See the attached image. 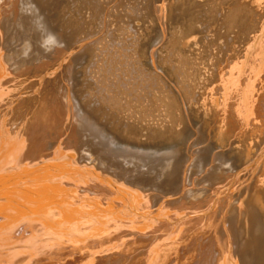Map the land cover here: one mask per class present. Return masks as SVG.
I'll use <instances>...</instances> for the list:
<instances>
[{"label":"rangeland","instance_id":"rangeland-1","mask_svg":"<svg viewBox=\"0 0 264 264\" xmlns=\"http://www.w3.org/2000/svg\"><path fill=\"white\" fill-rule=\"evenodd\" d=\"M34 1H36L37 6L39 5L38 7H40L41 10L40 13L44 16L48 28H50L51 31L57 33L62 38V40L65 43V46L63 50L61 51L56 50L55 52L51 53L52 55L49 54L50 57L48 56V58L51 59L52 57L57 56V59L55 60V62L53 61L51 64L45 66L44 63L49 59L45 55H42L43 52L40 51L39 47L34 48V46L37 45L36 42L39 40L38 39L39 35L32 30V26L30 24V18H28V16L24 17L25 21L23 22V25L24 26L28 25L26 28L24 27L25 30L23 31L24 33L21 32L16 26L19 23V21L22 22V20H20L22 16L19 15L20 7L18 5L20 4V1L0 0V33H1L0 34L1 35L0 36V92L5 91L4 94L5 97L3 96V98L0 99V106H1L0 121L4 120L3 127H5L6 130L8 129L6 132L8 133L10 132L9 134L13 138L17 137L18 132L24 133L25 131H27L26 134H28L32 130L33 132H31L30 134L34 133V135L38 136L37 142L42 146V149L43 147H46V145H50V144H52L50 149L56 148V146L59 147L61 145H62L61 147L65 148V146H67L65 144H69V148H68L69 150L65 153L67 156L66 155L64 156L67 157V159L65 158V160H63L64 162L67 160L66 161L67 163L66 162L63 163V161L62 163H58L55 165L54 163H51V165L53 164L57 168L48 164L50 167L47 165L49 168L47 169V171H49L50 173L45 172L43 177L41 176V173H39L40 175L37 174L38 178L40 176L42 179L41 180L39 178L41 180L40 181L41 183L43 181H45V183H48V181L50 180L49 184L51 185L52 183L51 181L53 180V186H50L49 188V185L48 184L45 185L43 184L44 183L43 182L42 183L43 188L40 185L39 189L40 188L44 189V187L46 188V186L48 185L47 187L52 190L48 189L49 192H47L46 191L47 189H44L43 191L40 189L41 191L38 190L37 192L38 194L36 197L40 198L41 194H44L46 196L44 199L46 201L48 200L47 201L48 203H50L51 200L52 203L54 202L57 204L59 202L58 207L60 208L63 204H66L65 206L70 208V206L72 207L73 205L74 206L78 205L76 203L77 202L80 203L81 200L80 198L84 196L86 197V194H88V198L84 197L86 199L85 201L89 203L90 200L93 198L94 200L92 199L93 202L91 200L90 204L95 203L93 205L94 208L100 211L101 209L103 210L105 209L102 204L106 206L111 203V201H109V198H111L112 200L121 203V205L118 206L119 211L121 212L116 217V220H118L117 221L118 224L123 228L126 227L135 228L144 231L147 230L165 231L167 227L170 226L169 224L175 225L177 223H180V226L186 225L185 229H188L190 227H198L201 229L204 228L206 224L207 225L212 224L216 226L219 231H222L224 219L226 217H229V213L231 209L235 206H239L243 204L248 205L250 209L253 210L254 213H256L258 222L260 224H264V212L261 211L254 203L252 190H251L252 185L257 184L259 188L262 187L263 191L261 192L264 194V172L260 173V171H258L259 170L258 166L261 163L260 160H262L261 155L263 156L264 154V140L260 144L261 145V148L259 149L260 152L257 153L254 146L256 139L255 137H253L257 135L256 134L257 132L254 129L252 130H245L244 128L241 129L243 126H239L238 124L234 123L233 121L234 119L232 120L230 119L233 118L232 117L234 116L233 114L227 115L223 113L222 106H220L221 96L219 97L218 91L216 89L217 85L219 84V81L215 82L212 79V74L214 73V71L219 69V67H223V66L225 67V65H227L226 67L228 69L229 67L231 68V66H234L235 64L243 65L244 70L242 75L243 77H247L252 72V66L250 64V60H252L255 57L254 55L255 50L249 51V49H251L254 45L253 42H251L250 45L246 47L244 46L245 48L243 46H240L238 48V51H240L239 59H241L244 55L245 56L244 60L241 59V61L238 60L234 65L232 64L229 65L227 64L229 63L228 62L229 60L227 61L225 59H227L229 51L231 50L232 52H234L235 49L233 50L232 48L229 51L227 50L228 51L227 56L225 57V59H222V61L221 59H217L216 56L215 59L213 60V56H211V49L209 48L210 46L207 43L208 36L205 34L204 31H202L201 29H197V32L194 31L190 32L188 27L184 26L185 20H183L182 23L180 22L179 24H175L174 26L171 25V21H170L166 33L168 34L169 37L171 33H174L173 36L176 37L175 41L177 42L176 47L177 48L180 47L181 50L178 51L183 55V60L185 62L184 68L187 70V72L191 74V78L188 80L187 84L189 86V91L191 92L190 94L193 93L192 96L194 98L191 96V99L192 98L194 99V100L192 99V104L194 105L192 106H194L193 110L195 109V111H197L198 117L196 118L194 116V113L189 111V109H186V115H185L186 119H184V122L185 123L190 122L194 124L196 126V130L185 135L180 151L178 152L159 151L154 149L156 145L168 144L169 142H172L174 140L173 136H177L180 134L183 135L184 132L182 130H179L177 133V129L179 127L176 118L177 117L176 109L173 104L169 103V101L166 100L167 103L166 106L165 104H163L161 108H157L155 106V99H158L163 91L160 89L159 86H157L158 83L156 82L157 83L156 85L155 81H153V79L148 75L146 76L145 73H144L145 75L142 74L143 72L141 73L140 72L141 70L137 69L136 72L135 70L137 67L139 68L137 63L146 61L152 64L151 68L149 69L151 73L155 69H159L162 73L165 74V70L163 69V66L160 62L161 53L163 51L162 46L158 47L155 50L154 57L150 55V57L144 58L142 51V45L146 42L148 36L152 33L153 30L161 28L162 26L161 24H162V14H163V4H162L163 0H130V1L100 0L101 5H99L100 1L98 0H97L98 3L95 0H93V2L91 0H45L46 3L44 0H34ZM89 3L91 5L93 3V5L92 6L89 5L90 8H87ZM94 5H96L97 9L94 8L95 7ZM97 6H101V7L99 8ZM91 12L95 14H92ZM66 19L68 20L71 19V20L67 22ZM73 20L74 22L77 21L78 23L83 22L85 25H82L83 23L81 24L71 23L73 22ZM2 23L3 26H1ZM70 23L71 25L72 24L73 25L71 26ZM77 24L78 26L79 25L80 26L77 27L79 31L77 30L76 32L75 27L77 26ZM67 25L71 26L72 29ZM80 30L82 34L80 33ZM73 31H75L77 34H74ZM80 34L82 35L81 39H79L80 37L77 36ZM8 35L10 38L8 37ZM25 37L26 39H28V37L29 39L33 38L31 41H33L32 42L33 48L36 49V50L33 49V55L31 59L28 60L21 59L18 52L19 46L22 43V40L25 39ZM12 38L15 39L13 40ZM76 39L79 41H77ZM98 43L99 44L102 43L103 45L99 46ZM95 44H98L100 48L102 46V48L101 49L98 48L99 50H96L97 46H95ZM135 46L139 47L140 53L138 54L136 53ZM90 47H92L91 48L92 51ZM231 51L229 54L230 57L232 56V54L234 55V53H231ZM87 52L91 54H88ZM37 54H40L41 56ZM251 55H253L252 59H251ZM35 57L37 58L36 60ZM230 57H228V59ZM230 59L233 60L234 57H231ZM105 60L107 62L106 64L104 63ZM90 62H92L93 64H91ZM110 64L113 65L110 66ZM25 65H27V67H25ZM100 65L102 67L104 66V68L106 67L105 68L106 70L104 68H99ZM35 66H37L36 69H38L39 67L40 68L36 70L33 68ZM84 67L86 73L88 74H86L85 72L83 74H85V76L89 75L92 78L90 79L89 76L88 78L86 77L89 82L86 80V78H84V75L82 74V70ZM110 68H112L115 71V73L113 70L109 71ZM230 68L228 70H230ZM101 69H104L106 73L109 71L108 74H110L111 72L116 74L117 76L112 73L114 77L116 76L114 79H116L117 82H113L116 80H112V78H110L112 74H110L111 76L108 77L106 73L105 74L103 73L104 72L103 70H102L103 72L100 73L99 71H101ZM30 70L31 71L33 70L32 73ZM45 74L47 75L44 76ZM101 74H103L104 76L103 78H107V79L105 80L102 79V77H100L102 76ZM105 75L107 77H105ZM41 77H43L42 78L43 82H41L42 81ZM166 78L167 81L177 89L178 85L174 80V78H170L168 76H166ZM83 80L87 81V83L84 82L85 83L84 84ZM37 81L39 82L38 83L39 88L44 89L47 87L49 88V91L51 89L49 93L50 99L48 98L47 102H45L46 100L44 99L45 101L41 103L43 106L40 104L37 112L34 113H31V111H29V106L27 107V109L20 108L17 111L11 110L10 106L11 105L14 106L15 104L17 105L16 102H18L16 100L11 104L9 103L10 101L14 100L12 95H15L17 91L20 92L22 90V86H24L26 83L33 84L34 82ZM110 81H111L110 83L111 87L114 83H115L114 86L116 85V87L113 86L111 89H109L108 87H110V85L108 84ZM102 83L104 85L106 83V85H108L107 88L106 86L103 87ZM117 83L120 85H118ZM44 85L47 86L45 87ZM117 85L120 86V88ZM95 86H97V88ZM102 89H104L107 92L105 96H109L111 92L110 95L112 97L110 96L108 97V99L110 98L108 105L103 103V101L101 100V97L104 96L103 93L105 92ZM13 90H15V92ZM122 90L126 91L127 95L131 94L129 95L130 97L126 96L124 91L123 94ZM24 91H25L24 93H26V90ZM94 91L96 93H94ZM9 92H11L12 94H10ZM99 93H101V96L99 95ZM210 93L211 94L214 93V94L211 95ZM216 93L218 95L217 97L215 95ZM209 96H213V97H209ZM91 97H92V101H91ZM97 97L101 101H99L98 99H94ZM52 99L54 102H52ZM63 99L65 100L63 101ZM129 100H131V103L128 106H126L125 102ZM193 101L196 104L193 103ZM235 101L237 103L238 99ZM212 102L214 106H211ZM89 103L90 106H88ZM5 104L9 106L7 107ZM95 104L100 106H97ZM84 105H86L87 107ZM91 105L92 106L94 105L93 108L91 107ZM88 107H91L89 109L90 110L93 109L94 112L87 109ZM213 107L215 109L214 112H212L214 110ZM57 108L60 109L62 112L60 110H57ZM68 110L70 111L72 110V112ZM209 110L212 111L209 112ZM216 110L217 113H215ZM55 111H59L61 113L60 116L62 117L60 116L55 117ZM218 114L223 118H220ZM211 115L212 117L214 115H217L218 117L214 116L215 119L213 118L210 119ZM226 116H228V118ZM18 117L21 119L20 122L18 121L19 119ZM28 117L30 118L28 119ZM73 117L75 118L76 123L75 122L71 123L74 121V119H72ZM63 118L67 121H65ZM226 118L229 124H227ZM206 119L207 120L209 119V121L206 124V126L207 125L209 126L207 128V131L203 130V126L205 125ZM229 119L231 120V122L229 121ZM26 121H28V123ZM77 122H79V126ZM72 124L74 125L77 124V126H73ZM81 125H83L84 128ZM227 125L229 126L234 125L235 128L232 126H230L229 128V126L227 127ZM30 126L31 127L34 126L33 127L34 129L37 126L35 129L36 131L33 128H30ZM44 126H48L47 127L48 129ZM23 127L26 128L24 129ZM28 127H29L28 130L30 132L26 130ZM78 127L80 128L78 129ZM37 128L38 129L41 128L42 131L40 129L38 130ZM231 128H233L234 130L232 131ZM46 130L47 132H45ZM15 131L17 132V134ZM77 131H79L80 133L79 132L77 133ZM91 132L92 134L89 135L87 134ZM93 132L95 134L97 133V135L93 134ZM253 132H255V134H253ZM43 134L46 135L41 136ZM75 136L77 137L75 138ZM79 137L80 139H78ZM247 137L250 139H247ZM96 138H100L101 140ZM43 140H45V142ZM77 140H80L79 143L81 142L79 146L77 145L79 144L77 143L78 142ZM93 140H95V142L97 143L94 144L95 142ZM244 140L249 141L250 143L247 142L248 143L247 145ZM87 141H90L91 145ZM106 141H107V145H106ZM58 142H60L61 144H59ZM84 142H87L88 144ZM56 143H58V145ZM108 143L109 144L111 143L112 147H110ZM245 144L248 147H250V149L248 150L250 156H252L250 157L247 163H243L240 155L238 154L241 148L242 150L244 148L247 149V146ZM53 145L56 146L54 147ZM89 145L91 146L90 148ZM96 145L99 146L98 149L100 150V152L99 150H97V147H93ZM87 147L89 148V150ZM105 147L107 148L105 149ZM108 148H111L113 150L115 149L117 152L114 150L113 151L114 153L111 154L112 150L109 149L108 151L107 150ZM103 149L105 150L103 151ZM252 149L255 151V152L253 151L254 154H252L251 151ZM87 150L88 151L93 150V151L90 153L87 152ZM118 152L119 153L121 152L120 154L122 155H120ZM74 153L76 155H82V157L85 158V160L88 157L87 159L88 161L87 160L86 161L89 163V165L92 162V165L89 166L92 170L91 172H88L87 170L85 172V169L78 167V162H76V155H74ZM94 153L95 154L98 153L96 155L99 156L96 157ZM123 153L126 155L125 157ZM92 154H94L96 158H94ZM100 154L103 157H101ZM105 154L107 156H105ZM132 155L138 158L140 162L139 164L135 165L132 162V164H134L132 165L130 164L131 161L128 162V160L125 159L127 156H132ZM121 157H124L123 158V160H125L124 162L120 159ZM47 160L50 159L48 158ZM97 161L99 162L97 163ZM198 161H203V165H204L203 170L194 169L193 166ZM110 162H112L111 163L112 165L110 164ZM103 163L105 164L103 165ZM219 163L223 164L222 167H218ZM71 164L73 166H71ZM123 164L125 167L123 166ZM224 164L227 166H225ZM93 165L95 166V168L93 167ZM52 168L54 169L51 170ZM111 168L113 169L111 170ZM94 169L95 172H93ZM62 170L64 171V173H62L63 172ZM196 170L198 171L196 172ZM33 171L35 172V170ZM112 171L114 172L112 173ZM212 171L216 173L214 174ZM55 172L61 173L62 175H64V177L65 176L67 177L68 175L67 181L65 180L66 177L65 179H63L64 177L61 174L59 175L58 173L57 175L55 174ZM89 173H91V175ZM210 174L211 175L217 174L216 176L220 175L223 179L226 177L224 179L225 182L224 180L221 179L220 176H218L219 178L217 177L213 178L211 177ZM54 177H56V179ZM58 177L62 181L63 180L66 181V182L64 181L66 186L68 184L75 185V183L72 182L74 179H75L74 182L77 180L76 181L77 186L75 185L76 187L73 188H76V191L78 192L80 190L81 193L76 192L75 189L73 190V188H71L72 185L67 186L66 189L61 188L66 186L64 184L62 185V183L64 182L59 180ZM209 177L211 178V181ZM50 178H54L58 182L60 181L61 182L60 184H57V181H54V179H50ZM68 178L69 179L73 178V179L72 181L70 180L71 181L70 182L68 181ZM212 178L215 180L217 179V181L213 180ZM79 179L81 181L86 182L85 184L87 188H89L91 191H94L95 194L97 193L95 197L97 195H101V196H97L98 198H94V195L92 194L91 195L92 198H91L90 196L91 192L85 191L84 193L82 191L83 189L81 190L82 187L80 186V184L78 185V183H80L78 182ZM218 179L222 180L223 183H221V181H219ZM11 180L12 181L10 182L5 180L4 182L6 183L1 182L6 187L8 184L10 185L8 186L9 188L7 189H5L6 187H4V190L6 191L11 190L9 193L15 194L16 191H18L19 189V191L21 190V192L19 193L18 191V193L23 195L24 193L22 190L24 189L19 188V185L22 182V181L20 182V180H22V178L18 180L20 183L15 182L14 179ZM13 180L16 183V185L14 184ZM218 182H220V184ZM12 184L15 189L18 186L16 191H14L15 189L14 190L12 189L13 187L11 186ZM58 185L61 186L58 187ZM20 187L22 186L20 185ZM54 187H55L54 191L56 192L53 191ZM56 188H60L61 192L59 191L60 192V193L58 192L59 194L57 193L59 189L56 190ZM68 188L69 189L71 188V190H68ZM63 190L64 192L62 193ZM67 190L71 194L66 192ZM39 191L42 193H39ZM51 191H53L55 194H53V192ZM18 193L16 194L19 195ZM56 193L60 196L62 195L61 197L63 196L65 197L60 199V196H58L59 197L58 198ZM74 193L76 194L75 196H72L74 197V199L71 198L70 199L75 201L77 199L79 201L75 202L76 205L73 203H72L73 205L72 204L70 205V203L74 201H71L68 197L69 196L71 197V195ZM77 193L79 194L78 197H77ZM52 194L55 196H53ZM63 194H68L67 195L68 197ZM80 194L82 195L84 194V195L82 196ZM24 195L26 196L27 194L25 193ZM43 197L44 196L42 195L41 200H44ZM49 197H51L50 200ZM39 198L36 199L37 202L38 200L40 201ZM84 198L81 200V202L82 201L84 202ZM103 198H105L104 201ZM66 199L68 201L70 200V202L68 203ZM59 200L60 201L62 200V204ZM99 201L101 202L99 203ZM108 202L109 204H107ZM98 203L101 204V206H98L99 205ZM56 204L55 206H57ZM90 204L89 206L92 207V205ZM48 205L49 207H41V209L44 208L49 209L52 213H56L58 218H61L62 221H66L68 216L73 215V213L70 210H65V209H69L66 208L65 206H62L61 209H58L57 207L52 206L51 203ZM95 205L98 206L99 208H97ZM100 207L103 208L100 209ZM173 220L176 222H174ZM119 228L118 227L116 228L119 229L120 231L119 233H117L118 235L115 236L116 239H113L115 244L109 243L108 245H106L107 247H109V245L113 244L114 247L113 245L110 246L111 248L113 247L112 249L109 247L111 249L110 250L105 246L103 250H101L104 252L107 251V253L105 252L106 253L105 255L111 254L113 255V257H115L114 255H116V257H119L117 253H121L120 250L123 247V245L124 246L127 245L128 242L124 243L125 242L124 240H126L124 238L123 240L121 239V243L118 242V240H120V238L123 236L127 238L126 241H128V237L122 235L124 233L122 232V228L121 227ZM116 232H118V230L117 231L115 230V233ZM240 239L242 243L243 236H241ZM238 242L240 243V240H238ZM135 243L136 241H133L131 245ZM112 250H114L113 252H115V250L117 251L115 253H112ZM242 258H244L242 259L243 264H251V262L247 260L244 256H242Z\"/></svg>","mask_w":264,"mask_h":264},{"label":"bare ground","instance_id":"bare-ground-1","mask_svg":"<svg viewBox=\"0 0 264 264\" xmlns=\"http://www.w3.org/2000/svg\"><path fill=\"white\" fill-rule=\"evenodd\" d=\"M18 1H20V0H18ZM91 1L93 2V0H91ZM95 1L98 3V1H100V0H98V1L95 0ZM34 3L36 4V1H34ZM45 3H46V1H45ZM45 3H43V4H45ZM102 3H103V1H102ZM38 4H39V2H38ZM94 4H95V2H94ZM162 4H163V14H162V24H161L162 26H161V28H158V29H155L152 31V33L148 36L146 42L142 45V51H143L144 58L150 57V55L154 57L155 56V50L158 47L162 46L163 51L161 53L160 62L163 66V69L165 70V74L162 73L159 69H155L151 73L149 71V69L151 68L152 64H150L149 62H146V61L137 63L139 68L137 67L135 72L137 71V69H139V70H141L140 71L141 73L143 72L142 74L145 73L146 76L148 75L149 77H151L153 79V81H155V83L156 82L158 83V85H157V83H156V85L159 86L160 89L163 91L160 94V97L158 99H155V106L157 108H161L163 104H165V106H166L167 105L166 100L169 101V103L173 104L175 106V109H176V113H177L176 118H177V123H178V127H179L177 129V133L179 130H182L184 132V134L173 136L174 140L172 142H169L168 144L156 145L154 147V149L159 150V151L178 152V151H180V149L182 147L185 135L196 130V126L194 124H192L190 122H187V123L184 122V119H186V116H185L186 115V109H189V111L194 113V116L196 118L198 117L197 111H195V109L193 110L194 106H192V105H194V104H192V99L194 98L192 96L193 93L190 94L191 92L189 91V86L187 84L188 80L191 78V74L189 72H187V70L184 68L185 62L183 60V55L179 52L181 50L180 47L179 48L176 47L177 42L175 41L176 37L173 36L174 33H171L170 37L166 33L170 21H171V25L174 26L175 24H179L180 22L182 23V21L185 20L184 26H187L190 32L191 31L197 32V29H201L208 36L207 43L210 46L209 48L211 49V56H213V60L215 59V56H216L217 59H221V61H222V59H225V57L227 56V52L233 48V50L235 49L234 52H232L231 50L230 51H231V53H234V55L232 54V56H231V57H234V59L233 60L230 59L231 57L229 55L230 54V51H229L227 59H225V60H227V61L229 60L228 61L229 63H227V64L234 65L238 60L241 61V59L242 60L245 59L244 55H243L244 58L242 57L241 59H239L240 58V55H239L240 51H238V48L240 46L246 47V46L250 45L251 42L254 43L253 47L251 49H249V51L255 50L254 51L255 57L252 59L253 55H251L252 60H250V64L252 66V72L247 77H243V75H242L243 70H244L243 65L235 64L234 66H231V68L229 67L230 70H228L229 68L227 69V67H226L227 65H225V67L224 66L219 67V69H217L218 71L216 70L212 74V79L215 82L219 81V84L217 83L218 85H217L216 89L218 91L219 97L221 96V98H220V104L221 105L220 106H222L223 113L227 114V115L233 114L234 115V116H232L233 118H230V119L231 120L234 119L233 120L234 123L238 124L239 126H243L241 129H243V128L245 130L254 129L257 132L256 133L257 135L253 136V137H255L256 142L254 140L255 144L254 143H252V144H254L257 153H259L260 152L259 149L261 148L260 144L264 140V0H163ZM18 5L20 7V4H18ZM89 5H91V4L89 3L87 8H90ZM92 5H93V3H92ZM96 5H94L95 7L94 6L93 7L96 8ZM99 5H101V1H100ZM36 6H37V4H36ZM38 6H37V8L39 9V12H41L40 7H38ZM43 6H45V5H43ZM97 7L100 8L101 6H97ZM94 8H92V9H94ZM96 9H94V10H96ZM101 9H99V10H101ZM94 10H93V12H94ZM19 12H20V10H19ZM95 13H96V11H95ZM95 13H92V14H95ZM15 14H16V12H15ZM19 15L21 16V14H19ZM15 16H17V15H15ZM24 17L25 16H22L20 18V20H22V23L25 21ZM7 20H9V19H7ZM13 20H15V19H13ZM27 20H29V19H27ZM66 20H67V22H69V20H71V19H69V20L66 19ZM79 22H81V21H79ZM16 23H18V22H16ZM19 23H20V21H19ZM25 23H27V22H25ZM71 23H78V22L77 21L74 22V20H73V22H71ZM71 23H70V25H71ZM81 23H83V22H81ZM81 23H78V24H81ZM65 24H67V23H65ZM78 24L76 27L73 26L76 28L75 29L76 32L78 30L77 27L80 26V25L78 26ZM82 25H85V24L83 23ZM1 26H3V23ZM27 26L28 25H26L24 27L26 28ZM67 26L71 27L69 25H67ZM82 27H84V26H82ZM28 29H29V27H28ZM71 29H72V27H71ZM84 30H82V31H84ZM75 31H73V33L77 34ZM17 32H19V31H17ZM21 32H23V31H21ZM80 33L82 34L81 30H80ZM31 34H32V32H31ZM80 35H77L80 37L79 39H81V37H82V35L81 36ZM24 36H26V35H24ZM8 37H9V35H8ZM13 37H15V36H13ZM36 37H38V36H36ZM2 38H5V37H2ZM25 39H26V37H25ZM28 39H29V37H28ZM77 41H79V40H77ZM5 42H7V41H5ZM72 44H75V43H72ZM98 44H95V46H97L96 50L101 49L102 46H101V48L99 46L103 45L101 43L98 46ZM64 46H65V43H64ZM95 46H94V48H95ZM35 47H38V46L36 45V46H34V48ZM92 47H90V49ZM63 49H64V47L58 48L56 50L61 51ZM34 50H36V49H34ZM86 51H87V49H86ZM91 51H92V49H91ZM135 51L137 54L140 53V49L138 46H135ZM243 52H244V50H243ZM91 53H88V54H91ZM38 55H40V54H38ZM42 55H44V54H42ZM48 56L49 55H47L46 57L48 58ZM46 57H45V59H46ZM90 57H92V56H90ZM228 57H230V58L228 59ZM36 59L37 58L35 57V60ZM48 59H49L48 61H46V60H45L46 62L44 61L45 66H47L48 64H51L53 61L55 62V60L57 59V56L52 57L51 59L50 58H48ZM106 60L104 62L105 64L107 63ZM211 61H212V59H211ZM86 63H88V62H86ZM90 63L93 64L92 62H90ZM111 65H113V64H110V66ZM38 66H40V65H38ZM219 66H221V65H219ZM25 67H27V65H25ZM55 67H57V66H55ZM33 68L36 69L37 66H35ZM99 68H104V66L102 67L100 65ZM112 68H110L111 70L109 69V71H112L113 70ZM38 69H36V70H38ZM104 69H101V71H99V72L101 73L104 71L103 73L105 74L106 69L105 70ZM18 70H20V69H18ZM32 71H31V73H32ZM109 71L106 73L108 77H110L111 76L110 74L113 73V72H111L110 74H108ZM35 72H37V71H35ZM42 72H44V71H42ZM84 72L86 73L85 67L82 70V74ZM99 72H98V74H99ZM114 73H115V71H114ZM86 74H88V73H86ZM113 74L110 78H112V80H116L114 78L117 75L114 74V75H116L114 77ZM125 74H127V73H125ZM46 75L47 74H45L44 76H46ZM83 75H84V78H86V77L88 78V76H89V75L85 76V74H83ZM101 75L102 76H100V75L99 76L102 77V79H104V80L107 79V78H103L104 77L103 74H101ZM107 76L105 75V77H107ZM166 76H168L170 78H174V80L176 81V83L178 85L177 89L171 83H169L167 81ZM25 77H27V76H25ZM42 78L43 77H41V79ZM87 78H86V80H87ZM90 79H92V78L90 77ZM84 80H83V83L84 82L87 83L88 80L87 81H84ZM28 81H29V79H28ZM111 81L109 82L108 85H110ZM41 82H43V79ZM113 82H117V80L113 81ZM38 83H39L38 81L34 82L33 84L26 83L24 86H22V90L20 92L17 91L15 95H12L14 100L10 101L9 103L11 104L12 102H15L16 100L18 102H16L17 105L15 103H14L15 105L13 104L14 106L11 105L10 109L13 111H15V110L17 111L20 108L27 109V107L29 106V111H31V113L37 112L39 105L45 100H46L45 102H47V99L50 97L49 93L51 91V89L49 91V88L46 87L47 85H44L46 87L44 89L39 88ZM114 84L112 85V87L114 86ZM108 85H106V83H105V85L102 83L103 87L106 86V88H107ZM118 85H120V84H118ZM95 87L97 88V86H95ZM112 87L110 85V87H108V88L111 89ZM114 87H116V85ZM118 87L120 88V86H118ZM106 88H105V90H106ZM216 89H214V90H216ZM15 90H16V88H15ZM15 90H13V91L15 92ZM24 90H26V93H24L25 92ZM102 90H104V89H102ZM127 90H129V89H127ZM123 91L124 90H122V93H123ZM220 91H221V93H220ZM9 93L12 94L11 92H9ZM94 93H96V92L94 91ZM94 93H92V94H94ZM106 93H107L106 91L103 93L104 96L101 97V100L103 101V103L108 105L109 99H110V98L108 99V97L109 96L112 97V96L110 95L111 92H110V94L108 92L109 96H105ZM124 93L126 96L131 95V94L127 95L126 91H124ZM4 94H5V91L0 92V99L3 98ZM213 94H211V95H213ZM99 95L101 96V93H99ZM215 95H216V97L218 96L217 93ZM175 96H176V98H175ZM191 96L193 97L192 99H191ZM98 97L94 98V99H98ZM209 97H213V96H209ZM57 99H58V97H57ZM237 99H238V102L236 103L235 100H237ZM64 100L65 99H63V101ZM98 100L101 101L100 99H98ZM4 101H6V100H4ZM91 101H92V97H91ZM52 102H54L53 99H52ZM88 102H90V101H88ZM93 103H95V102H93ZM130 103H131V100L126 101L125 105L128 106ZM193 103H195V102L193 101ZM43 104H45V103H43ZM49 104H50V102H49ZM209 104H210V102H209ZM5 105L7 106V104H5ZM95 105H97V104H95ZM84 106H86V105H84ZM88 106H90V103ZM93 106L91 105L92 108H93ZM97 106H100V105H97ZM211 106H214L213 102H212ZM86 107H84V108H86ZM91 107H88L87 109H89ZM0 108H1V106H0ZM210 109H211V107H210ZM213 109H214V107H213ZM57 110H60V109L57 108ZM68 111H70V110H68ZM90 111H93V109ZM211 111L209 110V112H211ZM214 111H215V109L212 112H214ZM70 112H72V110ZM11 113H13V112H11ZM215 113H217V110ZM60 115H61V113L59 111H55V117L56 116L59 117ZM29 116H30V114H29ZM51 116H52V114H51ZM214 116H217V115H214ZM214 116L212 117V115H211L210 119L211 118L215 119ZM218 116L220 118H223L219 114H218ZM10 117H11V115H10ZM60 117H62V116H60ZM226 117L228 118V116H226ZM29 118L30 117H28V119ZM227 118H226V121H227V124H229ZM19 119H18V121L20 122L21 119L20 120ZM72 119H74V121L71 123H74V122L76 123L75 118L73 117ZM230 119H229V121L231 122ZM10 120H8V121H10ZM13 121H15V120H13ZM65 121H67V120H65ZM205 121L206 122H205V125L203 126V130L207 131V128L209 126L208 125L206 126V124L209 121V119L208 120L206 119ZM26 122L28 123V121H26ZM77 123L79 126V122H77ZM3 125H4V120L0 121V183L1 182L3 183L5 180L10 182V181H12L11 179H14L15 182L18 183L19 182L18 180H20L22 178V180H20V182L22 181L20 184L22 187H20L19 184H17V185H19V188L24 189L22 191L24 194L26 193L27 195L25 196L24 194L23 195L19 194L21 192V190L19 191V189H18L19 193H18V191H16L18 186L15 189L13 184L11 185V186H13L12 189L13 190L15 189L14 191H16V193H18L19 195H17L16 193L15 194L9 193L11 190H7V191L4 190V187H6V186H4V184H2V183H1L2 185L0 184V187H1L0 191L2 189V191L0 192V264H60L62 262H63L62 264H243L242 259H244V258H242V256H244L247 260H249L251 262V264H264V224H260L258 222V218L256 216V213H254L253 210H251L250 207L246 204L235 206L231 209V211L229 213V217H226L224 219L222 231H219L218 228L212 224H210V225L206 224L204 226V228H201V229L198 227H190L188 229H185L186 225L180 226V223H177L175 225L169 224L170 226L167 227V229L165 231H161V230L144 231V230H138L135 228H127V227L123 228L122 226H120L118 224V222H117L118 220H116V217L121 212V211H119V208H118V206H120L121 203L116 202V201L112 200L111 198H109V201H111L110 204H109V202L107 203L109 205L105 204L106 206H104V204H102L103 207L105 208L104 210L101 209L103 207H100L101 211L95 209L93 206L95 203L90 204L91 200L93 199L91 195L93 194L94 198H98L97 196H101V195H97L95 197V195L97 193L95 194L94 191H91L89 188H87V186L85 184L86 182L81 181L79 179L78 182H80V183H78V185L80 184V186L82 187V188L81 187L80 188H81V190L83 189L82 191L84 193H85V191L91 192L90 196L92 199L89 198V199H91L90 202L88 203L85 201L86 200L85 198L86 197L88 198V194H86V197L84 196L85 198L84 197L80 198L81 200L84 198V202L83 201L81 202V200H80V203H78L77 201H79V200H77L76 198H75L76 201L71 200V199H74V197H72V196H75L76 195L75 193L78 192V191H76V188H73V187L77 186L76 185L77 180L74 182V180H75L74 179L72 183H75L76 186L74 184H73L74 186L72 184L69 185L68 182H67V184H68L67 186L72 185L71 188H73V190L75 189L76 192L74 191L75 193L72 194L71 197L70 196L68 197L67 196L68 194H63V195H66L69 199L71 198L70 199L71 201H74V202H71L70 205L72 203L75 204V202H77L76 204H78V205L75 204L76 206H74L72 204L73 206L72 207L70 206V208H69V207L65 206L66 204H63L62 206L69 208V209H65V208H63V209L70 210L73 213V215L68 216L66 221H62L61 218H58L56 213H52L49 209H46V208L41 209V207H49L48 204H50V203L52 204V206L57 207L58 209H61L62 206H61V208L58 207L59 202L57 204L54 202L52 203L50 200L51 197H49L50 203H48L47 202L48 200L46 201L44 199L46 197L44 194H41L40 198L36 197L38 194L37 193L38 190L41 189V188L39 189L40 185L43 188V185H42L43 182H44L43 184H45V185L48 184L49 188H50V186H53V180L51 181L52 182L51 185L49 184L50 180L48 181V183H45V181H43L41 183L40 181L42 179L39 176V178L41 179L40 180L38 178L37 174L41 173V176L43 177L45 172L46 173L49 172V171H47V169H49L48 166L51 165V163H54V165H55L58 163H62V161L65 160V158L67 159V157H64V156L66 155L65 153L69 150L68 149L69 144H65V145H67V146H65V148L61 147L62 145L59 147H57L55 145L56 148H53V149L52 148L50 149V147L52 145V144H50V145H46V147H43V149H42V146L37 142L38 136L34 135V133L30 134L33 131L31 130V132H30L28 130L29 127L26 130H28L30 133L26 134L27 131H25L24 132L25 134L20 133V132H18V134H17V132L15 131L17 134V137L13 138L9 134L10 132L9 133L6 132L8 129L6 130V128L3 127ZM72 125L77 126V124L76 125L72 124ZM83 125H81V126H83ZM228 126L229 125H227V127ZM230 126H232V125H230ZM230 126H229V128H230ZM19 127H21V126H19ZM26 127H23V128L25 129ZM33 127L30 126V128H33ZM36 127H35V129H36ZM44 127L47 128L48 126H44ZM232 127L235 128L234 125ZM41 128H42V126H41ZM41 128H39V129L41 130ZM79 128L80 127H78V129ZM83 128H84V126H83ZM70 129H72V128H70ZM231 129H232V131L234 130L233 128H231ZM21 130H22V128H21ZM44 130H43V132H44ZM50 131H51V129H50ZM71 131H73V130H71ZM80 131H82V130H80ZM87 131H89V130H87ZM43 132H40V133H43ZM45 132H47V130ZM78 132L79 131H77V133ZM35 134H37V133H35ZM84 134H86V133H84ZM87 134L88 135L92 134V132L87 133ZM93 134H95V133L93 132ZM253 134H255V132H253ZM44 135H46V134H43L41 136H44ZM95 135H97V133ZM247 136H249V135H247ZM76 137L77 136H75V138ZM95 137H98V136H95ZM249 137H251V136H249ZM78 139H80V137ZM96 139H100V138H96ZM247 139H250V138L247 137ZM43 141L45 142V140H43ZM77 141H78L77 143H79L80 140H77ZM93 141L95 142V140H93ZM102 141H103V139H102ZM87 142H89V144H90V141H87ZM87 142H84V143L88 144ZM247 142L250 143L249 141H245V143L247 145H248ZM58 143L61 144L60 142H58ZM58 143H56V144L58 145ZM80 143L77 145L79 146ZM96 143L97 142H95L94 144H96ZM90 145H89V148L91 147ZM106 145H107V141H106ZM109 146L112 147L111 143L109 144ZM93 147H97V150H99L98 149L99 146L96 145ZM89 148H88V150H89ZM106 148L107 147H105V149ZM83 149H86V148H83ZM105 149H103V151ZM109 149H111V148H108L107 150L109 151ZM248 149H250V147L247 146V149L244 148L242 150V148H241V150H239L238 154L240 155L243 163H247L249 161L250 157H252V156H250ZM253 149L251 150L252 154H254V152H255ZM88 150H87V152H90V153L93 151V150L92 151H88ZM111 150H112L111 154L114 153L113 151L115 149L114 150L111 149ZM80 152H81V150H80ZM99 152H100V150H99ZM98 153H96V154H98ZM124 153H125V151H124ZM124 153H123V155L125 157L126 155ZM94 154H92V155L94 156ZM101 154H100V156H101ZM74 155H76V154L74 153ZM115 155H116V153H115ZM120 155H122V154H120ZM98 156L96 155V157H98ZM105 156H107V155L105 154ZM89 157H91V156H89ZM96 157L94 156V158H96ZM101 157H103V156H101ZM124 157L120 158L123 162L125 161V160H123ZM48 158L50 160H47ZM87 159H88V157H87ZM125 159L128 160V162L131 161L130 164H132V162L135 165L140 163L138 158L134 155L127 156ZM261 159H262V160H260L261 163L258 166V169H259L258 171H260V173L264 172V154H263V156L261 155ZM86 160H85V158L82 157V155H76V162H78V167L85 169V172H86V170L88 172H91L92 170L89 166L92 165V162L89 165V163L87 162L88 160L87 161ZM99 161H97V163ZM108 161H109V159H108ZM65 162L63 161V163H65ZM76 162H75V164H76ZM111 163L112 162H110V164ZM104 164L105 163H103V165ZM134 164H132V165H134ZM54 165L52 164L51 166L57 168ZM103 165H101V166H103ZM132 165H130V166H132ZM222 165H223L222 163L221 164L219 163L218 167H222ZM71 166H73V165L71 164ZM123 166H124V164H123ZM203 166H204L203 161H198L194 164L193 167H194V169H199V170L202 169L203 170ZM225 166H227V165H225ZM61 167H63V166H61ZM93 167L95 168L94 165H93ZM132 167H134V166H132ZM53 169L54 168H52L51 170H53ZM106 169H107V167H106ZM112 169L113 168H111V170ZM33 170H35V172ZM64 170H65V167H64ZM103 170H104V168H103ZM197 171L198 170H196V172ZM215 171H217V170H215ZM93 172H95V169ZM113 172L114 171H112V173ZM58 173L55 172V174H57V175H58ZM62 173H64V171ZM110 173H111V171H110ZM20 174H21V176H20ZM22 174H24V175H22ZM60 174L61 173H59V175ZM89 174L91 175V173H89ZM214 174L213 175L210 174L211 177L219 178L218 176H220V175L216 176L217 174L216 175H214ZM92 175H93V173H92ZM52 176H54V175H52ZM62 176L64 177V175H62ZM65 177L63 179H65ZM67 177H68V175H67ZM67 177L65 179L66 181H67ZM44 178H46V177H44ZM54 178L56 179V177H54ZM54 178H50V179H54ZM55 179H54V181H57ZM58 179L61 180L59 177H58ZM72 179L68 178V181H70V180L72 181ZM221 179L224 180L222 177H221ZM14 180H13V182H14ZM65 180H63V181L61 180V181L64 182ZM213 180H215V179H213ZM222 180H219V181H221V183H223ZM210 181H211V178H210ZM215 181H217V179ZM15 182H14V184L16 185ZM60 182L57 181V184H60ZM65 182L62 183V185L63 184L65 185ZM224 182H225V180H224ZM4 183H6V182H4ZM218 183L220 184V182H218ZM8 186H10V185L8 184L5 189L9 188ZM47 186H46V188L44 187V189H47L46 191L49 192L48 191L49 188ZM60 186L58 185V187H60ZM67 186L61 187V188L66 189ZM56 187H57V185H56ZM71 188L70 189L68 188V190H71ZM44 189H41V190L43 191ZM57 189H59L57 191V193H58L60 191V188H56V190ZM49 190H52V189H49ZM54 190H55V187H54L53 191ZM68 190L66 192L69 193ZM77 190H78V188H77ZM251 190H252V196H253L254 203L257 205V207L261 211L264 212V194L261 192V191H263L262 187L259 188V186L257 184H253L251 187ZM40 191H39V193H42ZM53 191H51V192H53ZM54 192H56V191H54ZM54 192H53V194H55ZM63 192H64V190L62 191V193ZM79 192H80V190H79ZM57 193H56L57 197L60 196V195H58L59 193L58 194ZM78 193H77V197L79 195ZM69 194H71V193H69ZM15 195H17V196H15ZM42 195L44 196L43 197L44 200H41ZM80 195H82V194H80ZM48 196H49V194H48ZM53 196H55V195H53ZM61 196H60V199L65 197V196H63V197H61ZM38 198L40 199V201L38 200V202H37L36 199H38ZM46 199H48V198H46ZM52 199H53V197H52ZM56 200H54V201H56ZM64 200H65V198H64ZM64 200H63V202H64ZM70 200L68 201L66 199V201H68V203L70 202ZM93 200H92V202H93ZM98 200H100V199H98ZM104 200H105V198H103V201ZM34 201H36V202H34ZM43 201H46V202H43ZM107 201H108V199H107ZM60 202L62 204V200ZM100 202L101 201H99V203ZM55 204L57 206H55ZM89 204L92 205V207L89 206ZM98 206H101V204H99ZM98 206H96V207L99 208ZM122 215H123V212H122ZM174 222H176V221H174ZM24 225H26V226H24ZM117 227L118 228L121 227L122 232H124L122 235H125L126 237H128V241H126L127 238H125L123 236L120 238V240H118L119 238L117 239L118 242L121 243V239L123 240V238H124L126 240H124L125 242L124 241L123 242L124 243L128 242V243H127V245L125 244L126 246L123 245V247L120 250L121 253H117V255L119 257H116V255H114L115 257H113V255H111V254H110L111 256L108 254L105 255L107 253V251H105L106 252L105 253L104 251H101V250H103V248L106 245H108L109 243L115 244L113 239H116L115 236L118 235L117 233H119V231H120L119 230L120 228L116 229ZM114 229L116 231L118 230V232L115 233ZM241 236H243V242L242 243H241L242 238L240 239ZM143 240H145V241H143ZM238 240H240V243L238 242ZM133 241H136V243L131 245V243ZM112 245H109V247ZM117 245H119V244H117ZM109 247H107V248H109ZM113 247H114V245H113ZM105 250H106V248H105ZM113 251L114 250H112V253H115L117 250H115V252H113Z\"/></svg>","mask_w":264,"mask_h":264},{"label":"clouds","instance_id":"clouds-1","mask_svg":"<svg viewBox=\"0 0 264 264\" xmlns=\"http://www.w3.org/2000/svg\"><path fill=\"white\" fill-rule=\"evenodd\" d=\"M21 16H28L30 24L35 33L39 35L37 46L45 56L55 52L58 48L64 47L62 38L48 28L44 16L39 12L34 0H20ZM20 31H24L22 22L17 24ZM33 55V44L31 39H24L19 46V56L21 59H31ZM38 55V54H37Z\"/></svg>","mask_w":264,"mask_h":264}]
</instances>
